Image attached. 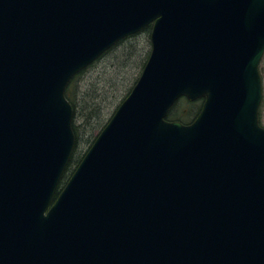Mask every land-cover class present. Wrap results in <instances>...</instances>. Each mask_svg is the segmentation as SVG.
<instances>
[{
	"label": "water",
	"instance_id": "1",
	"mask_svg": "<svg viewBox=\"0 0 264 264\" xmlns=\"http://www.w3.org/2000/svg\"><path fill=\"white\" fill-rule=\"evenodd\" d=\"M147 60L56 194L69 81ZM264 0H0V264H264ZM203 99L189 124L174 103Z\"/></svg>",
	"mask_w": 264,
	"mask_h": 264
},
{
	"label": "trees",
	"instance_id": "2",
	"mask_svg": "<svg viewBox=\"0 0 264 264\" xmlns=\"http://www.w3.org/2000/svg\"><path fill=\"white\" fill-rule=\"evenodd\" d=\"M149 33H150V26H147L141 32L122 39L121 41L116 43L112 48H110L107 52H105L102 56H105L108 53L115 50L116 48H120V47H122L121 52H123L125 56H128V55L131 56V54L134 52L133 51L134 48L132 44V40L134 39V37H136L138 34H146L147 39L149 40ZM263 64H264V56L262 57L260 65H259V71L262 77L263 97H264ZM93 65L94 64L92 63L89 67H92ZM87 68L82 70L78 74H76L70 80L65 90V97L70 103L72 107V112H73L72 130L75 136V147H74L72 156L68 162V165L65 169L64 175L62 177V181H61L62 184L68 179L69 175L73 172V170L75 169V167L77 166L81 158L83 157L84 153L86 152V150L90 147V145L94 141L97 134L101 131V129L104 127V125L107 123L109 119L108 118L106 121H104L105 119L103 117L105 113L104 109L106 108L104 107L105 105L104 100L107 99V97H105L107 94L106 90L101 93L99 89L95 86H90L88 89L83 90L81 92L79 90L78 82L81 81V79L88 72ZM108 81H109L108 84H110L109 86H113L111 80L108 79ZM201 104H202V99H198V100L190 102V101H187L185 98H180L171 107V109L169 110L167 114L166 119L171 120V121H179L181 123L188 124L192 122L197 116V114L199 113ZM262 106H263V100L260 105V113H259L260 123H261L260 114H261ZM78 119H80V124H76V121ZM95 131H98V132L96 133V135H93ZM79 144L80 146L84 144H86L87 146L84 152H80L77 155L76 154L77 149L80 147Z\"/></svg>",
	"mask_w": 264,
	"mask_h": 264
},
{
	"label": "rangeland",
	"instance_id": "3",
	"mask_svg": "<svg viewBox=\"0 0 264 264\" xmlns=\"http://www.w3.org/2000/svg\"><path fill=\"white\" fill-rule=\"evenodd\" d=\"M132 44L134 52L131 56H125L124 53L121 52L122 47L116 48L107 55L99 58L93 63L94 65L92 67H88V72L81 81L78 82L80 92L88 89L90 86L97 87L101 93L105 90L107 91L105 96L107 99L104 100V107H106L104 109V121L112 115L117 104H120L124 99L123 97L128 94V91H130L136 82L141 68L149 54L150 42L146 34H138L132 40ZM108 79L111 80L113 86H109ZM260 118L261 124L264 126V97ZM76 124H80V119L76 121ZM97 132L98 131H95L93 135H96ZM86 146V144L81 145L77 149L76 154L78 155L80 152H84Z\"/></svg>",
	"mask_w": 264,
	"mask_h": 264
}]
</instances>
